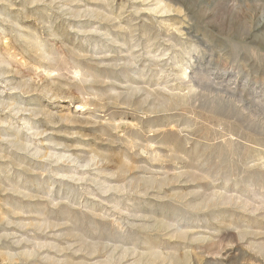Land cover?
Returning <instances> with one entry per match:
<instances>
[{
    "label": "rangeland",
    "instance_id": "1",
    "mask_svg": "<svg viewBox=\"0 0 264 264\" xmlns=\"http://www.w3.org/2000/svg\"><path fill=\"white\" fill-rule=\"evenodd\" d=\"M262 203L264 0L0 3V264H257Z\"/></svg>",
    "mask_w": 264,
    "mask_h": 264
},
{
    "label": "clouds",
    "instance_id": "2",
    "mask_svg": "<svg viewBox=\"0 0 264 264\" xmlns=\"http://www.w3.org/2000/svg\"><path fill=\"white\" fill-rule=\"evenodd\" d=\"M0 3H5V0H0ZM6 7H12L11 4H7ZM63 79L69 80L68 84H60L58 81H52L51 83L44 85L41 87L40 85H37L39 88L40 94L44 96L45 99H48L50 102L56 99L57 91H63L64 88H74L76 87V82L70 80V76H64ZM5 90H15V89H9L7 85L5 84ZM27 94V93H25ZM83 99V96H81ZM22 106V105H21ZM28 115L30 117H36V116H43L49 126L54 130L56 129L60 124L62 123H79L80 118L79 117H60L54 112H48L46 109H37L34 112H29ZM44 135H49V133H43ZM63 135H71L76 136L78 133L75 132H68V133H61ZM261 208L264 209V203L261 204ZM216 235L215 233H212L211 236ZM210 236V238H211ZM243 242V241H242ZM248 251L252 252L254 256H257L259 259L257 261V264H264V248L254 250L252 246H248Z\"/></svg>",
    "mask_w": 264,
    "mask_h": 264
},
{
    "label": "bare ground",
    "instance_id": "3",
    "mask_svg": "<svg viewBox=\"0 0 264 264\" xmlns=\"http://www.w3.org/2000/svg\"><path fill=\"white\" fill-rule=\"evenodd\" d=\"M192 80V79H191ZM162 105V104H161ZM162 107V106H161Z\"/></svg>",
    "mask_w": 264,
    "mask_h": 264
}]
</instances>
